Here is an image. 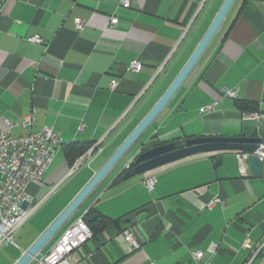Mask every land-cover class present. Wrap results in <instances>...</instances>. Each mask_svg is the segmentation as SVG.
<instances>
[{
    "label": "crops",
    "instance_id": "obj_1",
    "mask_svg": "<svg viewBox=\"0 0 264 264\" xmlns=\"http://www.w3.org/2000/svg\"><path fill=\"white\" fill-rule=\"evenodd\" d=\"M224 1L132 0L126 9L120 0H0V129L9 121L15 125L12 136L25 135L18 125L35 110L34 130L51 126L62 139L43 181L27 188L34 199L46 197V210L54 208L12 264L164 95ZM113 16L119 23L112 28ZM77 19L85 22L81 32ZM31 36L44 44L30 43ZM132 61L142 64L139 72L128 70ZM114 80L117 88L111 91ZM227 91L236 97H227ZM214 103L213 110L201 112ZM244 136L264 139V0H236L169 105L38 258L88 214L111 222L75 253L76 264H246L264 240V171L255 177L241 170V152L201 153L124 179L137 155L156 145ZM73 143L98 147L69 177L65 147ZM148 175L157 177L153 191L143 184ZM215 198L222 203L207 208ZM128 228L139 249L125 242L122 232ZM197 251L204 257L195 263Z\"/></svg>",
    "mask_w": 264,
    "mask_h": 264
},
{
    "label": "built area",
    "instance_id": "obj_2",
    "mask_svg": "<svg viewBox=\"0 0 264 264\" xmlns=\"http://www.w3.org/2000/svg\"><path fill=\"white\" fill-rule=\"evenodd\" d=\"M132 0H120L122 8H130ZM119 19L113 16L110 20V27H115ZM77 31L81 32L85 28V22L77 19L75 21ZM28 41L32 44L42 45L44 40L40 36H31ZM142 64L138 61H132L129 64V71L139 72ZM117 81L110 84L111 91L117 88ZM226 96L235 98L236 93L227 91ZM217 106L214 103L201 109V112L213 110ZM258 118V116H257ZM36 124V111L32 110L19 123V127L25 130V135L14 137L11 130L15 125L6 121V126L0 129V248L13 244L16 233L26 224L33 215L36 206L35 199L27 193V188L31 184L43 181L46 173L54 162V152L62 145V139L51 126H45L40 130H34ZM98 147V146H97ZM96 147V148H97ZM96 148H91L84 156L78 159L71 167L69 177L74 175L77 169L86 161H90ZM250 156H257L264 161V145L262 149L251 153H241L237 155L241 162V170H246L243 162ZM131 165L128 166V170ZM157 183L155 175H148L144 178L143 184L149 190L153 191ZM24 202L29 203L27 210H22L21 205ZM220 198L211 201L207 208L212 209L221 204ZM86 215L78 218L58 239L51 250L37 258L32 264H76L73 256L85 244L94 238V233L87 224ZM123 238L132 248L139 249L140 242L135 238L133 228H128L122 232ZM244 248L249 247L244 243ZM215 245L209 247V252L214 253ZM204 257L203 251H197L192 254L195 263ZM154 264V263H149ZM246 264H264V240L254 250Z\"/></svg>",
    "mask_w": 264,
    "mask_h": 264
},
{
    "label": "water",
    "instance_id": "obj_3",
    "mask_svg": "<svg viewBox=\"0 0 264 264\" xmlns=\"http://www.w3.org/2000/svg\"><path fill=\"white\" fill-rule=\"evenodd\" d=\"M236 0H225L215 19L212 21L206 34L196 47L195 51L179 72L175 80L166 90L164 95L159 99L151 111L144 117L139 125L115 151L110 159L96 173L86 187L77 195L72 203L59 215V217L46 229L34 244L24 252L15 264H32L46 245L56 236L70 217L90 196L101 181L123 160V158L133 149L141 137L151 127L157 117L169 105L177 92L181 89L188 77L191 75L219 30L228 17ZM264 139L262 137H197L181 139L178 141L156 145L150 149L142 151L134 159L133 168L129 170L124 179L131 178L135 175L149 173L155 169L168 164L189 158L201 153H217L238 151L241 153L251 154L262 149ZM221 164V159L216 160L215 166ZM246 170L255 177H262L264 171V161L257 156H250L243 162ZM28 202L21 205L22 210H27ZM97 219V216L90 217V221Z\"/></svg>",
    "mask_w": 264,
    "mask_h": 264
},
{
    "label": "rangeland",
    "instance_id": "obj_4",
    "mask_svg": "<svg viewBox=\"0 0 264 264\" xmlns=\"http://www.w3.org/2000/svg\"><path fill=\"white\" fill-rule=\"evenodd\" d=\"M126 160H124L125 162ZM122 162V164L124 163ZM131 169V167H130ZM129 171V170H128ZM36 209L33 215L29 218L26 224L16 233L14 243L8 244L0 248V264H12L21 250L23 244L29 242L32 238L37 236L40 229L46 225V218L50 217V212L53 210L52 206L47 210L46 197L35 199ZM21 231L20 236L17 234ZM46 252V247L44 248ZM44 251V250H43ZM15 264V263H14Z\"/></svg>",
    "mask_w": 264,
    "mask_h": 264
},
{
    "label": "trees",
    "instance_id": "obj_5",
    "mask_svg": "<svg viewBox=\"0 0 264 264\" xmlns=\"http://www.w3.org/2000/svg\"><path fill=\"white\" fill-rule=\"evenodd\" d=\"M238 106L242 108L243 111H248V105L245 103H238ZM251 111H254L251 109ZM91 145L81 144V143H73L65 147V157L68 161L69 165L72 167L74 166L75 162L80 159L82 156H84L90 149ZM184 160V159H183ZM133 167L131 166V169ZM86 221L91 230L94 233V236L97 232V230H104L108 224H110L111 220L108 217L101 216L99 219H96L95 222H91L89 219V215H86ZM95 224L98 226L95 227Z\"/></svg>",
    "mask_w": 264,
    "mask_h": 264
}]
</instances>
